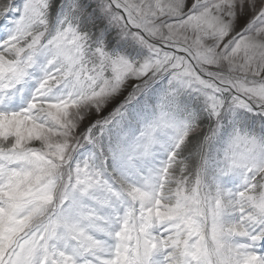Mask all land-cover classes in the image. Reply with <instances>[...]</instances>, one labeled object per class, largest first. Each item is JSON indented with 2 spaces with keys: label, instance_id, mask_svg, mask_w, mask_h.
Listing matches in <instances>:
<instances>
[{
  "label": "snow or ice",
  "instance_id": "snow-or-ice-1",
  "mask_svg": "<svg viewBox=\"0 0 264 264\" xmlns=\"http://www.w3.org/2000/svg\"><path fill=\"white\" fill-rule=\"evenodd\" d=\"M0 264H264V0H0Z\"/></svg>",
  "mask_w": 264,
  "mask_h": 264
}]
</instances>
